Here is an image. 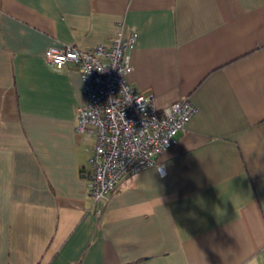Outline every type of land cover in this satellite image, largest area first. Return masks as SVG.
<instances>
[{
  "label": "crops",
  "instance_id": "0c3cea01",
  "mask_svg": "<svg viewBox=\"0 0 264 264\" xmlns=\"http://www.w3.org/2000/svg\"><path fill=\"white\" fill-rule=\"evenodd\" d=\"M117 31L125 82L195 112L98 215L81 72L44 53ZM0 264H264V0H0Z\"/></svg>",
  "mask_w": 264,
  "mask_h": 264
},
{
  "label": "built area",
  "instance_id": "2783aa9c",
  "mask_svg": "<svg viewBox=\"0 0 264 264\" xmlns=\"http://www.w3.org/2000/svg\"><path fill=\"white\" fill-rule=\"evenodd\" d=\"M133 43L132 34L117 31L108 45L100 43L90 49L65 45L44 53L54 68L73 64L81 72L87 102L77 108L76 122L79 132H91L95 138L87 184L98 215L99 204L120 181L156 164L195 112L188 100L158 110L152 94L136 91L125 82Z\"/></svg>",
  "mask_w": 264,
  "mask_h": 264
}]
</instances>
